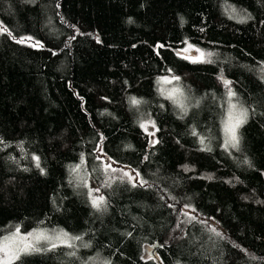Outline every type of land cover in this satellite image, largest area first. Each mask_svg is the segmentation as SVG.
Instances as JSON below:
<instances>
[{"label": "trees", "instance_id": "trees-1", "mask_svg": "<svg viewBox=\"0 0 264 264\" xmlns=\"http://www.w3.org/2000/svg\"><path fill=\"white\" fill-rule=\"evenodd\" d=\"M32 230L73 240L7 264H264V0H0V238Z\"/></svg>", "mask_w": 264, "mask_h": 264}, {"label": "rangeland", "instance_id": "rangeland-1", "mask_svg": "<svg viewBox=\"0 0 264 264\" xmlns=\"http://www.w3.org/2000/svg\"><path fill=\"white\" fill-rule=\"evenodd\" d=\"M157 80L161 87L159 91L166 97H171L177 90L181 91L175 77L160 76ZM215 81L222 88L229 89V87H231V83L225 82L223 79H217ZM173 97L179 107L186 111L189 101L185 104L186 101H184L181 95H177V98L175 96ZM228 98L230 99L227 104V112L223 120L224 123H222L223 143L226 146L234 147L238 141V129L246 121L247 117L245 110L240 107L239 103L235 100L233 92H229ZM140 124L143 130H148L147 126L150 125L151 122L149 120H144L141 121ZM131 176L134 177L132 174L130 177ZM72 240L73 237L64 231L51 232L45 230H32L25 232H9L0 238V264H7L16 259L21 253H25L30 248L38 247L41 244H63Z\"/></svg>", "mask_w": 264, "mask_h": 264}, {"label": "water", "instance_id": "water-1", "mask_svg": "<svg viewBox=\"0 0 264 264\" xmlns=\"http://www.w3.org/2000/svg\"><path fill=\"white\" fill-rule=\"evenodd\" d=\"M174 53L179 55V56L186 57V58H195L196 57V55L188 53L182 49H175ZM158 248H159L158 243L150 245L149 247H146V254H148L149 257L156 262V264H161L159 259H158V256H157V249Z\"/></svg>", "mask_w": 264, "mask_h": 264}, {"label": "bare ground", "instance_id": "bare-ground-1", "mask_svg": "<svg viewBox=\"0 0 264 264\" xmlns=\"http://www.w3.org/2000/svg\"><path fill=\"white\" fill-rule=\"evenodd\" d=\"M217 79H221V78H219V77L216 76V77H215V80H217ZM223 89H225V88H223ZM225 90H227V89H225Z\"/></svg>", "mask_w": 264, "mask_h": 264}]
</instances>
